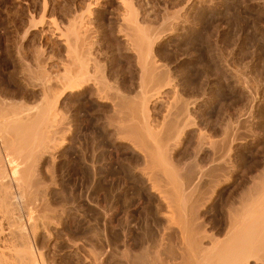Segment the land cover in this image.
<instances>
[{"label":"rangeland","instance_id":"374dc122","mask_svg":"<svg viewBox=\"0 0 264 264\" xmlns=\"http://www.w3.org/2000/svg\"><path fill=\"white\" fill-rule=\"evenodd\" d=\"M45 1L47 5L49 4V8L47 6L46 10L43 6ZM94 1L96 0H0V94H4L3 99H7L11 94L12 97H15H13L12 100L22 101L26 98V100L24 99L23 101L29 102V105H34L42 100L44 85L41 86V83H45L42 82L45 78H41V82L39 81L40 87L38 86L37 89H34L30 86L31 84H29L30 79L27 78L30 76L29 70L25 72L27 67L31 65L29 63L32 62L34 59L33 57L38 55V59L41 57L39 59V63L41 64V71L40 69L38 71L39 78L40 76L46 77L44 81L50 78L48 81L55 84L54 97L57 96L55 99L60 97V101L58 100L60 117L58 118H60L61 122L59 120L58 123L62 124L63 122V124L58 126V123H56L55 129H53L55 134L52 132L55 138L52 134L50 138L52 142H54H50L51 144L48 143L50 147L52 146V149L49 147V150L54 153L55 163L53 162L52 164V162H50L54 168H50V163H45L44 165V162L42 163L41 161L44 173L47 174L48 177H51L50 171H52L53 178L51 177L49 179L47 175L44 178L46 182L44 180L42 191H44L47 201L44 200L45 202L41 209H46L45 206L49 205L47 206L48 211H46L47 209L43 211L47 214L50 211L51 213H49L50 217L48 218L50 221L47 220L48 223L44 226L41 223L42 226L40 229L43 230H39L41 233L39 246L43 254L47 255V257L50 256V260L53 258L55 259L52 260L55 262L49 260V264H89L90 261L92 262L90 264H93L94 255L96 256L98 252L104 264H130L131 261L132 263L136 262L135 264H177L178 262V264L181 262V264H183V262L186 263L183 261L184 259H186V261L188 260V264H194L193 259V263L191 262V258H193L191 255L197 252L195 249L199 248L200 242L210 247L212 246L211 243L214 238L215 240L219 239V241H224L228 226L230 225L229 223L238 218L241 215H239V213H242L244 207L247 208L249 203H251H247V201L251 198L253 199V197H251L252 195L249 194L250 188L252 190L253 187L264 185V183H262L264 181V0L128 1V3H132L133 9H131V11L137 9L135 11L136 18H138L137 20L141 26H144L147 30V34L150 38L154 36L152 39H157L152 45L154 46V58H157L159 65L161 63L163 67H167L163 68L160 65L163 68V70L160 68L162 72L164 70L168 71L163 73L165 74L163 75L164 78H170L172 76L174 78H170V80L173 79L170 82L176 80V83H171L172 86L170 85V88L169 86H165L168 90L165 88L162 89L163 92L169 94L166 95L164 93L165 96L163 95V100L169 99L170 96L171 100H169L170 102L168 101L169 107L171 102H173L172 100H177L180 102L179 104L182 103L181 106L189 108L190 112L197 110L194 112L195 114L192 112V114L188 113L189 115L191 114L190 116L193 117L195 121L193 119L190 120L191 117H187L188 119L185 118L188 121L196 122V124L191 122L196 126L190 125V127L188 125L190 122H188L187 127L190 128L185 127L187 130L184 131L186 132H184V134L182 132L180 138H176L179 140L177 143L176 141L171 143L169 146L171 153L168 150L167 154L169 156L173 155V158L171 157L172 161L178 164H175L177 166L176 169L180 167L178 171L181 173L182 177L186 176V171L189 172V168L193 167L195 169V166L206 165V167L204 166V178L202 177L198 182L197 187H195L196 191L193 192L195 189H193L192 192L191 190H187L186 194H183L185 197L184 202L186 203V206H184L185 211H181L180 206L177 205L179 204L178 201L182 193L178 194L175 189H172L170 185L171 181L169 183V179L167 180V178L164 177L166 174L162 173V171H158L160 167L158 170L156 169L157 173L159 172L160 174H155L156 172L149 174L146 173V171L150 172L148 171L150 167L145 169L147 167L144 166L146 165L144 156H146V152L151 150L149 148L152 146L150 143L148 146L146 145L147 143L144 142V140L148 142V139L143 136L144 132L142 133L143 135L141 134L143 131L141 128L142 124L140 126V123L138 124V121L142 120V118H140V107H138L140 99H137L138 97L141 98V93L138 91L141 86H137L138 83H141V79L140 71L138 70L140 67L139 65H135V63L139 64L137 60L138 52H136L137 54L134 53V47H136V45L134 46L133 44L135 43L132 42V38L135 37V40L136 38L138 39V37L135 36L137 34H134V37L131 35V32H133L131 30L134 29L133 26V28L128 26L132 28H130L131 30L127 28V31V29H125L126 27L124 26L127 25V22L125 24V19L122 20V17H128V14L134 19L132 15L134 12L129 11L128 7V9L125 6L123 7V5H121L123 2H119L118 0H97L98 2H95L96 6L93 4ZM126 1L127 0H125V3ZM89 2L93 7L88 5ZM51 7H53V12ZM86 7H89L91 11L89 9L87 10ZM87 11H89V13ZM18 12L20 14H18ZM42 12H44L45 15L42 14ZM76 15H78L77 19L79 18V21H76ZM81 16L85 17L86 20L84 18L81 19ZM32 17L34 18L33 21ZM35 20L37 22H35ZM82 20H85L87 25ZM30 21L31 24L35 23L34 26H32L33 30H31L32 27L29 28L31 25L29 24ZM69 21H76L77 23L74 22V25L82 21V23H85L84 26H90H88V28L83 27V29L90 30H88L89 32H85L86 34L89 33L85 36H87L86 38L89 37L87 40H91L93 46L91 47L90 42L88 46V43L85 45L86 47L90 46L89 49L85 48L86 51L91 50L89 53L90 57H88V55L85 57H88L89 60L92 58L90 60V62H92H88L91 64V67L88 64V70L92 69V72L89 71L91 73L88 80L92 82V85L88 81L89 85L86 84L88 86H83L79 90H73L74 92L72 90H67V85H65L69 78L68 75L71 70H73V63L71 62H74L71 61V50L69 51V44H67L68 40H66L69 39L70 43L73 38H69L72 36H69V34L71 33V26H73V23H71L72 25L68 24ZM79 27L80 26H78V28ZM118 28L124 32L126 30L127 33H124ZM120 31L123 32L125 36L127 35V37L124 38H127L128 44L124 42L125 39ZM85 33L82 34L84 40ZM128 33L130 37L132 36L130 40L128 38ZM133 33H135V31ZM64 40L66 41L64 42ZM72 42L73 41H71V44ZM86 42L87 41H85V43ZM129 43L132 45H129ZM82 44L83 42L81 45ZM128 45L134 47L129 48ZM126 46H128L127 48L129 50L132 49L134 52H132V50H130V52ZM144 47L145 46H142V48ZM34 48L37 49L34 51ZM17 49L21 50L20 52L23 54L17 55L19 54L17 52L19 50ZM85 49V54H88ZM34 52L36 53L35 55ZM18 56L24 59L22 60ZM24 56H27L26 58L28 59H25ZM132 56H135V58ZM93 59L95 60L94 63ZM24 61H26L27 64L24 63ZM22 63L29 65L26 66ZM92 64L94 65L92 66ZM23 65L24 68L22 67ZM94 68L95 70L98 68V70L95 71ZM23 69H26L24 73ZM94 71L97 74H93ZM113 71L118 78L114 76L115 73ZM25 73L29 75L27 76ZM168 73L169 76L167 75ZM95 74L97 76L100 74L104 81L112 77L105 82L110 81L109 84H113L114 86L119 79L118 85L120 86L116 84L115 87H118L114 88V86H110L108 83L105 84V82L98 79ZM136 74L138 75V79L134 76ZM23 75L24 77H22ZM94 76H96L97 79L94 78ZM100 76L99 78H101ZM25 77L28 81L24 79ZM111 80L116 82L114 83V81L112 82ZM99 83H101L100 86L104 83L107 89L110 87L113 89H109L111 90L110 92L109 90L103 91L105 89L103 85L99 90ZM131 85H136L137 88L134 87V89ZM173 85L180 90L173 87ZM22 86L26 89L28 86L29 87L25 91L22 90L24 88H21ZM94 86H97L96 91H103L104 94H108V98L105 94L106 99L104 98V101L101 99V101V97L99 96L101 92H98L97 95L95 91L96 87L94 88ZM103 87L104 89L102 90ZM123 87H126L128 91V88L134 89L135 91L130 89L131 92H134L128 95L130 91L127 92ZM173 88L174 90L176 89V93ZM120 89L123 92L120 93ZM19 90L25 92L24 95H22L23 92L20 93ZM32 90L36 93L32 92ZM169 90L172 92L168 93ZM114 92L116 94L118 93L117 96ZM33 93L35 98L34 96L30 98V95H33ZM109 93L111 94L109 95ZM170 93L176 95L172 96ZM104 94H101V96H104ZM2 95L0 96L3 97ZM20 95L24 98H18ZM112 95L113 97L115 95V98H112ZM123 95L127 97L128 101L125 100V96ZM180 95L182 97H180V101L178 100L179 98L174 99V96L178 97ZM118 96L121 102L118 103L122 106L115 103L116 100L119 101L118 98L116 99ZM166 96L168 97L166 98ZM9 98L10 99L7 100H11V97ZM184 99L188 101L186 102ZM190 101L195 102L192 103ZM184 102L186 104H184ZM130 103H132L133 107H131L132 105ZM164 104H167V100L164 101ZM114 105L117 106L115 107ZM193 108L194 110H192ZM166 109L168 108L166 107ZM166 109L162 108V110L153 111V113L151 111L149 119L151 121L149 122L153 123L152 125L154 126L159 125V122L163 120L162 117L165 115L164 112H166ZM134 110L137 115L134 113ZM131 111L136 118L138 117L140 120L138 118L136 119ZM112 113H114V115ZM115 113L125 122L121 123L127 124L128 128H130L129 125H132V129H129L130 131H134L135 126L138 125L139 127L136 126L137 128H135L137 135L135 132H128V128L126 127L127 132L125 131L124 133L126 136H122V133L120 137L118 133L122 132V129L125 130V128L122 127V129H120L123 124L121 125L120 119H118ZM123 113L125 116L122 115ZM130 114H132V116ZM106 116L110 119L113 117L114 119L112 118L111 121H114L116 124H113V122L111 123V121L108 122L109 118L106 119ZM130 116L133 120L135 119L137 121H132L129 118ZM126 118L130 120H126ZM106 121L112 125L106 124ZM202 123L206 124V126H203ZM108 125L112 127H107ZM117 125L121 126L119 127ZM125 125L123 126L125 127ZM198 125L202 126V128H199ZM113 127V130H115L114 133L112 131ZM116 127H119L118 129L122 131L119 132L118 130V133H116ZM152 128L154 127L152 126ZM158 128L159 127H155V130ZM195 129L198 130L196 131ZM200 129L201 131L199 132ZM195 131L199 135L202 132L201 135L204 137H201H203L202 140L205 142L199 140L200 136L198 134L196 135ZM129 133L131 136H129ZM113 134L114 136H112ZM135 135L136 139L139 135L138 142V139L134 140ZM61 136H64L63 138L65 140H63ZM140 137L143 139V144L141 143L142 140L140 141ZM205 137H208V140H210H207L209 143L205 146L206 148L209 147V150H203V148H205L204 145L207 143ZM199 142L202 143L203 146ZM210 142H213L214 146ZM195 144H197L196 147L201 145V151L195 147ZM143 148L144 151L146 148L145 153ZM194 148L198 150V152ZM139 149L143 151L144 156ZM204 152L206 159L203 156ZM206 154L209 155L207 156ZM223 154H225V156ZM207 157L209 158L207 159ZM143 161L144 165H142ZM200 162L204 163L201 164ZM46 164H50L49 167H47ZM41 165L39 168L42 167ZM46 167V171L49 169L50 171L48 170V172L50 173L45 171ZM141 168H143V170ZM185 168L186 171L184 172L183 169L185 170ZM153 171L151 170V172ZM152 174L155 175L148 176ZM46 178H48L49 182ZM254 178L259 179L251 181ZM162 181L167 183H163ZM257 181H259L258 184ZM154 182L165 186L168 185L166 186L168 189L165 190L161 188L162 190L159 189V191H157L160 185L158 186L156 184L158 187H154L156 186ZM247 183L249 185H247ZM255 184L257 185L254 186ZM250 185L251 187L249 188ZM165 186L162 187L166 188ZM45 187L46 190L44 189ZM247 188L249 189L247 190ZM246 190L249 192L245 195ZM46 202L47 205H45ZM242 203L248 205L244 206ZM52 210L55 211L53 212ZM237 210L241 212L238 213ZM175 213L177 214L175 215ZM51 214L55 215L54 217L56 219L53 218ZM195 215H198L199 218ZM235 215L236 217L233 219ZM51 216L52 219H50ZM182 221H186L185 224L183 223L185 228L180 225ZM202 223L203 225H201ZM200 226L206 228H202L204 229L202 231ZM182 228L185 231L187 230V234H190L189 237L187 236L188 239H193L194 243L191 244L192 246L195 245L193 246L195 248L191 245H187L191 246L195 252L193 250V252L191 251L192 248L187 247L186 243L188 242L186 241L185 243V239L182 238L184 237L182 235L184 231ZM205 229L207 232L209 231L207 235L211 233L208 235L210 239L203 236V232H205L206 235ZM42 232L44 233L42 234ZM49 233L55 237L49 236ZM45 234L49 237H46L47 235L44 236ZM201 236L204 237L202 241ZM82 238H86L85 241H83L84 239ZM199 238L200 242H198ZM81 241H83V244ZM86 241L89 242L86 243ZM88 247L90 249L89 251ZM93 248L94 250H92ZM91 250L95 252V254H92L93 259L90 253ZM190 251L192 253H190ZM251 264H255V262H251Z\"/></svg>","mask_w":264,"mask_h":264},{"label":"bare ground","instance_id":"6f19581e","mask_svg":"<svg viewBox=\"0 0 264 264\" xmlns=\"http://www.w3.org/2000/svg\"><path fill=\"white\" fill-rule=\"evenodd\" d=\"M97 1V0H96ZM96 1H94V3L93 4H95V2ZM99 1V0H98ZM97 1V2H98ZM100 1H102V0H100ZM111 1V0H110ZM117 1V0H116ZM119 2H123L121 5H123V7L125 6L129 11H131V9H133V7H132V3H128V1L129 0H127L126 1V3H125V0H118ZM48 3H50V2H48ZM52 3H53V1H52ZM90 3V2H89ZM88 3V5L90 6V7H93V5L91 6V3L89 4ZM128 3V4H127ZM125 4V5H124ZM49 5V4H48ZM47 3H46V1L44 2V7H45V10H46V8H47ZM53 5H55V4H53ZM87 5V6H88ZM128 5H130V6H128ZM51 6V5H50ZM95 6H96V4H95ZM44 7H43V9H44ZM48 8H49V6H48ZM53 7H51V9H52ZM54 9H55V7H54ZM86 9L88 10L89 9V7H86ZM85 9V10H86ZM45 10H44V12H45ZM48 10V9H47ZM84 10V11H85ZM90 11H91V9H89ZM126 10V9H125ZM137 10V9H136ZM136 10H133V11H131V12H134V14H132L131 12V14L134 16L133 18L134 19H132L131 18V16H130V14H128V17L127 16H123L122 17V20L123 19H125L124 20V23L126 24V22H127V25H125L124 27H126L125 29H130L132 26L134 27V29L133 30H131V31H135V33H133V32H131V35L133 36L134 34H137V35H135V36H137L138 37V39L136 38L135 40H134V38H132V42H134L135 44H133L134 46L136 45V47H134V50H135V52L132 50V49H130V50H132V52H134V53H136V52H138V62H139V64L137 63H135L133 60H131V61H133L134 63H135V65H139V67H140V69L138 68V70L140 71V81H141V83L139 84H137L136 82V84H137V86L138 85H140L139 87H140V90H138V91H140V93H141V98L140 97H138V96H140L139 94H137L138 96H136V97H138L137 99H140V104L138 105V107H140L139 109H140V118H142V120H140L138 117V119L140 120V121H138V124H139V126L142 124V126H141V128H142V130H141V128H140V130L142 131L141 132V134L144 132V135L143 136H145L146 137V139H148V142L147 141H145L144 140V142L145 143H147L146 145H148L149 146V143L151 144V148H149V149H151L150 151H148V152H146V156H144L143 154L145 153V151H146V148H145V151H144V148H143V151H144V153H143V151H141L140 149V151L142 152V155L144 156V158H145V164L146 165H144V161L142 162L143 164L142 165H144V166H146L147 168H145V169H148L149 167V169H151L152 171H153V169H154V171L153 172H151V170H149L148 169V171H150V172H147L146 170H144V171H146V173H149V174H151V173H154V172H156L155 174H158L159 172H161L162 171V173H164V174H166L165 176H164V174H163V176L165 177V178H167V180H168V182L170 183V181H171V186H172V189H175V191L176 192H178V194L180 193H182L181 194V197L179 198V201H178V203L179 204H177V205H179L180 206V209H181V211H185V208H184V206H186V203L184 202L185 201V197H184V195L186 194V192H187V190H191V192H192V190L193 189H195V187H197V185H198V182L202 179V177L204 178V166L206 167V165H199V166H195L196 168L194 169L193 167H191V168H193V169H191V168H189V172L188 171H186V168H185V170L183 169V171L185 172L186 171V176L185 177H182V175H181V173H179V171H178V169L180 168H178V169H176V165H178V164H176V163H174V161H172V158H173V155L171 156H169V155H167L168 154V150H169V146L171 145V143H173V141H176V143H177V141H179V140H177L176 138H180V134L183 132V134H184V132H186V131H184V130H187V129H185V127L186 128H190L192 125H194V124H196V122L194 123V121H195V119H193V117H191L190 115L193 113V114H195L194 112H196V111H191L190 112V110H189V108H186V107H184V106H181L182 105V103L181 104H179L180 102H178L177 100H172L173 102H171V105H170V107H169V105H168V101L169 100H171L170 99V96H169V99L167 98L168 96H166V98L167 99H164L163 100V95H164V93L165 92H163V88H165L166 89V87L165 86H169V88L172 86V84L173 83H176L175 81L173 82H170L171 80H173V79H171L170 80V78H174V77H172L171 75V77L169 78V77H165L164 78V76L163 75H165V74H163L164 72H168V71H163L162 72V70H163V68H167V67H163V65H161V63H160V65L163 67H161L160 65H159V63L157 62V58L155 57L154 58V46H152L153 45V42H155V41H157V39L156 40H154V39H152L154 36H152V38H150V36L147 34V30L144 28V26H141V24L139 23V21L137 20L138 18H136V14H135V11ZM43 11V10H42ZM54 11H56V10H54ZM21 12V11H20ZM30 12V11H29ZM44 12H42V14H44ZM52 12H53V9H52ZM88 13H89V11H87ZM125 12V11H124ZM126 12H128V11H126ZM16 13V12H15ZM129 13V12H128ZM18 14H20L19 12H18ZM17 14V15H18ZM30 14V13H29ZM81 14H84V13H81ZM80 14V15H81ZM85 14H86V11H85ZM92 14V13H91ZM45 15V14H44ZM44 15H43V17H44ZM80 15H79V17H80ZM87 15V14H86ZM93 15V14H92ZM120 15V14H119ZM31 16H33V15H31ZM77 16L78 15H76L75 17H76V21L79 19H77ZM89 17H91L90 15H88ZM139 16V15H138ZM82 18L81 19H85L86 20V18L85 17H83V16H81ZM17 18V17H16ZM33 18V17H32ZM74 18V17H73ZM128 18V19H127ZM40 19H42V18H40ZM132 19V20H131ZM34 20V18L32 19V21ZM51 20V19H50ZM74 20V19H73ZM85 20L83 21V22H85ZM121 20V21H122ZM133 20H135V21H133ZM14 21V20H13ZM76 21H74V22H76ZM79 21V20H78ZM82 21H80V23H78V24H76V25H74V22H68V24H71V23H73V26H71L72 27V29L70 30V34H69V36L70 35H72L71 37H69V38H72V40L71 41H73L72 42V44H71V41H70V43H69V39H66V38H64V39H66V40H68L67 41V44H69V46H68V48H69V51L71 50V61H74V62H71V63H73V70H71V72H70V70H69V72H70V74L68 75V80L66 81L67 83H65V85H67V90H79V89H81L83 86L85 87V86H88L89 85V83H88V81L90 82V80H88L89 79V77H90V73L92 72L91 70H88V62H90V60L92 59V58H90V60H89V58L88 57H90L89 55V53L91 52V50H87L86 51V49L88 48L89 49V47H86L85 45L87 44V46L89 45V42L91 43V47H93L92 46V42H91V40L90 41H88L87 39H89V37L88 38H86L87 36H85V35H88V34H86L85 32H89L88 30H86L85 28H88V26H84L85 25V23H82ZM131 23H130V22ZM35 22H37L36 20H35ZM39 22H40V20H39ZM38 22V23H39ZM52 22H54V21H52ZM123 22V21H122ZM129 22V23H128ZM134 22V23H133ZM81 23H82V25H81ZM29 24H31V21H30V23ZM35 24V23H34ZM34 24H31L30 26H29V28L30 27H32V26H34ZM55 24V23H54ZM80 24V25H79ZM123 24V23H122ZM129 24V25H128ZM131 24V25H130ZM147 24V23H146ZM56 25V24H55ZM72 25V24H71ZM86 25H87V23H86ZM78 26H80L79 28H78ZM121 26H123V25H121ZM128 26H131L130 28L128 27ZM170 26V25H169ZM51 27V26H50ZM58 27V26H57ZM70 27V28H71ZM83 27H85L84 29H83ZM90 27V26H89ZM69 28V29H70ZM123 28V27H122ZM151 28V27H150ZM58 29V28H57ZM68 29V28H67ZM119 29V28H118ZM128 29H127V31H128ZM31 30H33V27H32V29ZM119 30H121V29H119ZM28 31V30H27ZM121 31H123V30H121ZM120 31V33H122L123 34V38L124 37H127V35L125 36V34L124 33H127V31L125 30V32L123 33V32H121ZM63 32V31H62ZM130 32V31H129ZM162 32V31H161ZM60 33H61V30H60ZM68 33H69V31H68ZM83 33H85L84 34V36H85V40H84V38L82 37V34ZM133 33V34H132ZM63 34V33H62ZM121 34V35H122ZM152 35H154V34H152ZM90 36V35H89ZM128 38H129V40H130V38L132 37H130V35H129V33H128ZM161 36V35H160ZM65 37V36H64ZM24 38V37H23ZM155 38H156V36H155ZM158 38V37H157ZM63 39V38H62ZM83 39V40H82ZM91 39V38H90ZM125 39V38H124ZM127 39V38H126ZM125 39V41L124 42H126L127 43V41L128 40H126ZM66 40H64V42L66 41ZM153 40V41H152ZM85 41H87L86 43H85ZM139 41V42H138ZM83 42V44L81 45V43ZM138 43V44H137ZM128 44V43H127ZM20 45V44H19ZM82 46V48H81V46ZM129 45H132V44H130L129 43ZM128 45V46H129ZM128 46H126V48L128 47ZM142 46H145L146 47V49H145V47L144 48H142ZM171 46V45H170ZM174 46V45H173ZM133 47H130L129 46V48H133ZM67 48V47H66ZM67 48V49H68ZM86 48V49H85ZM153 48V49H152ZM37 48H34V51L36 50ZM84 49H85V51L86 52H88V54H85V52H84ZM128 49V48H127ZM17 50H19V49H17ZM82 50H83V52H84V54H83V52H82ZM129 50V49H128ZM127 50V51H128ZM129 50V51H130ZM137 50V51H136ZM145 50V51H144ZM21 50H19V51H17L19 54H17V55H21V54H23V53H21L20 52ZM39 51V50H38ZM69 51H68V53H69ZM93 51V50H92ZM143 51V52H142ZM37 52V51H36ZM131 52V51H130ZM40 53V52H39ZM38 53V54H39ZM67 53V54H68ZM133 53V54H134ZM33 54V53H32ZM36 53L34 52V55H35ZM86 55H88V57H85ZM31 56V55H30ZM29 56V57H30ZM39 56V55H38ZM38 56H35V57H33V56H31V57H33V58H31V59H33L32 60V62H31V60H30V62L31 63H29V64H31L30 66H28V65H26L27 64V62L26 61H24V63H26V64H24V63H22V64H24V65H26V66H28L27 67V70L26 69H23V73H24V71L25 72H27L28 70H29V72H30V76H28L29 74H27V73H25V74H27V78L28 79H30L29 80V84H31L30 86H32L34 89H37V87L39 86V81L41 82V80L43 79V78H45L46 79V77H42V76H40V78H39V69H40V71H41V67H40V63H39V59L41 58H39L38 59ZM69 56V55H68ZM18 57H20V56H18ZM25 57V56H24ZM27 57V56H26ZM25 57V59H28V58H26ZM84 57V58H83ZM133 57V56H132ZM21 58V57H20ZM88 60H87V59ZM133 58H135V56L133 57ZM160 58V57H159ZM22 59V58H21ZM24 59V58H23ZM22 59V60H23ZM73 59V60H72ZM84 59H86V60H84ZM18 60H19V58H18ZM22 60H21V62H22ZM94 60V59H93ZM134 60H136V59H134ZM86 61H87V65H86ZM97 61V60H96ZM226 61V60H225ZM29 62V61H28ZM92 62V61H91ZM90 62V63H91ZM95 62V60L93 61V63ZM24 65L22 66L23 68H24ZM72 65V64H71ZM90 65V67H91V64H89ZM94 64H92V66H93ZM96 65H97V63H96ZM95 65V66H96ZM45 66V65H44ZM66 66V65H65ZM70 67V66H69ZM89 67V68H90ZM97 67V66H96ZM95 67V68H96ZM19 68V67H18ZM21 68V67H20ZM95 68H94V70H95ZM160 68H162V70L160 69ZM133 69V68H132ZM137 69V68H136ZM135 69V70H136ZM19 70V69H18ZM96 70H98V68L96 69ZM95 70V71H96ZM166 70H168V69H166ZM20 71V70H19ZM22 71V70H21ZM89 71H91V72H89ZM93 72V74L94 73H96V72ZM28 72V73H29ZM99 72V71H98ZM112 72V71H111ZM114 72V71H113ZM133 72V71H132ZM136 72V71H135ZM22 73V72H21ZM102 73V72H101ZM115 73V72H114ZM134 73V72H133ZM20 74V73H19ZM18 74V75H19ZM68 74V73H67ZM97 74V73H96ZM95 74V75H96ZM104 74V73H103ZM109 74H111V75H113L112 73H109ZM109 74H107V75H109ZM139 74V73H138ZM40 75H41V73H40ZM137 75V74H136ZM136 75H134L136 78L138 77V75L136 76ZM168 76H169V73L167 74ZM26 76V75H25ZM93 76V75H92ZM97 76V75H96ZM96 76H94V78H96ZM99 76H100V74L97 76L98 77V79H100V80H103V77H101V78H99ZM103 76V75H102ZM105 76V75H104ZM114 76H116V73H115V75ZM114 76H113V78H114ZM175 76V75H174ZM22 77H24V75L22 76ZM30 77V78H29ZM106 77V76H105ZM105 77H104V79H105ZM110 77V76H109ZM117 77V76H116ZM115 77V78H116ZM20 78H21V76H20ZM26 77L24 78L25 80L27 79ZM42 78V79H41ZM107 78V77H106ZM112 77H110V79H111ZM118 78V77H117ZM22 79V78H21ZM28 79H27V81H28ZM44 79V80H45ZM50 79V78H49ZM49 79H47L46 81H42V82H45V83H41V86H43L44 85V95H43V98H42V100L39 102V103H36V104H32V105H29V102H27V101H25V102H27V103H25L23 100L25 99L26 100V98H24L23 96V98L21 97V95H20V97H18V98H21V99H23L22 101H19V100H12V98L14 97H12V95L10 94V96L9 97H11V100H7V99H10L9 97L5 100V99H3L4 98V94L2 95V94H0V95H2L3 97H1L0 96V264H49V262L51 261V262H55V261H52L53 259H49L50 258V256L49 257H47V255H45V254H43V252L41 251V248H40V246H39V240H40V238H41V233L39 232V230L41 231V230H43V229H40L41 228V226H42V224H43V226L44 225H46L48 222H47V220H49L48 218L50 217L49 216V213H51V211L47 214V213H45V211H43L41 208H42V205H43V203L45 202L44 200H46L45 199V195H44V191H42V189H43V185H44V178L46 177V175L47 174H45L44 173V171H43V166L41 165V161H42V163L44 162V165H45V163H50V162H52V164H53V162H54V156H53V154L54 153H52V151L51 150H49L50 148L52 149V146L50 147L49 146V144L48 143H50V142H52V139H50L51 138V134L53 135V129H55L54 127H56L55 125H57L56 123H58V121L60 120V118H58V117H60L59 116V110H60V108L58 107V100H59V98L60 97H58V98H56L55 99V97H57V96H55L54 97V89H55V84H52V82L51 81H48ZM97 79V78H96ZM110 79H107V80H110ZM138 79V78H137ZM24 80V81H25ZM106 79H105V81H107ZM22 81H23V79H22ZM26 81V82H27ZM104 81V80H103ZM104 81V82H105ZM112 81V80H111ZM114 81V80H113ZM112 81V82H113ZM137 81V80H136ZM101 82V81H100ZM109 82L110 81H108V82H105V84H109ZM111 82V83H112ZM116 81H114V83H115ZM118 82H119V79L117 80V85H118ZM24 83V82H23ZM62 83V82H61ZM92 82H90V84H91ZM102 83V82H101ZM101 83H99V86L101 85ZM134 83V84H135ZM172 83V84H171ZM26 84V83H25ZM28 84V83H27ZM86 84H88V85H86ZM116 84H115V86H116ZM64 85V84H63ZM92 85V84H91ZM94 85V84H93ZM104 85V83L102 84V86ZM110 85V84H109ZM109 85H107V86H109ZM112 86H114L113 84H111ZM110 85V86H111ZM171 85V86H170ZM25 86V85H24ZM24 86H22L21 88H23ZM57 86H59V85H57ZM102 86H100V87H98V89L100 90V88L102 87ZM114 86V88H117L118 86H120V85H118L117 87H115ZM123 86V85H122ZM121 86V87H122ZM133 86V87H132ZM137 86L135 85H131V87L132 88H137ZM148 86H149V88H148ZM151 86V87H150ZM26 87V86H25ZM23 88L22 90H27L28 89V87H27V89L26 88ZM40 87V86H39ZM60 87V86H59ZM96 87V89H95V91L97 90V86H94V88ZM104 87H105V89H104ZM104 87L102 88V90L103 91H106V90H109V89H113V88H109V89H107V87L104 85ZM121 87H119V88H121ZM139 87H138V89H139ZM173 87H175L174 85H173ZM42 88V87H41ZM57 88V87H56ZM124 88V87H123ZM134 88V89H135ZM148 88V89H147ZM175 88H177V89H179L178 87H175ZM30 89H32V88H30ZM39 89V88H38ZM62 89V88H61ZM124 89H126V87L124 88ZM129 89V91H130V89L131 88H128ZM134 89H131V90H134ZM21 90V89H20ZM19 90V92L20 93H22L21 91ZM60 90V89H59ZM115 90V89H114ZM118 90V89H117ZM123 90V89H122ZM137 90V89H136ZM166 90H168V89H166ZM172 90V89H171ZM173 90H174V88H173ZM180 90V89H179ZM57 91V90H56ZM103 91H100L101 92V94H104V92ZM111 90H109V92H110ZM116 91V90H115ZM119 91V90H118ZM126 91L127 92H129L127 89H126ZM135 91V90H134ZM133 91V92H134ZM32 92H34V90H32ZM61 92V91H60ZM65 92V91H64ZM74 92V91H73ZM97 92V95H98V92L99 91H96ZM99 92V93H100ZM121 92H123V91H121V89H120V93ZM133 92H131L130 91V93H128V95L129 94H131V93H133ZM167 92V91H166ZM169 92H172V91H168V93ZM174 92L176 93L177 91H176V89L174 90ZM1 93H2V89H1ZM3 93H5V92H3ZM24 93L25 92H23V94L22 95H24ZM28 93V92H27ZM34 93H36V92H34ZM34 93H33V95H30V98H31V96H34ZM108 93V92H107ZM113 93V92H112ZM119 93V94H120ZM136 93V92H135ZM134 93V94H135ZM138 93V92H137ZM5 94H7V93H5ZM14 94V93H13ZM16 94V93H15ZM29 94H32V93H29ZM28 94V95H29ZM101 94H99V96L101 97L100 98V100L102 99L103 101H104V98L106 99V96H105V94H104V96L102 95L101 96ZM111 93H109V95H110ZM114 94L117 96V94L114 92ZM123 94V93H122ZM122 94H121V97H122ZM166 94V93H165ZM172 96L173 95H176V94H172V93H170ZM178 94V93H177ZM8 95V94H7ZM7 95H5V96H7ZM27 95V96H28ZM61 95V94H60ZM96 95V96H97ZM107 95V98H108V94H106ZM115 95H114V97H113V95H112V98H115ZM125 95H127V94H125ZM125 95H123V96H125ZM166 95H169V94H166ZM165 96V95H164ZM183 96V95H182ZM26 97V96H25ZM98 97V96H97ZM180 97H181V95L180 96H178V97H175L174 96V99H178L179 101L181 100L180 99ZM15 98V97H14ZM17 98V97H16ZM28 98V97H27ZM33 98V97H32ZM34 98H35V96H34ZM118 98V100H119V96L118 97H116V99ZM135 98V97H134ZM134 98H133V100H134ZM182 98V97H181ZM195 98H196V96H195ZM115 99V100H116ZM123 99H124V97H123ZM131 99V98H130ZM129 99V100H130ZM172 99H173V97H172ZM35 100V99H34ZM98 100H99V98H98ZM101 100V101H102ZM112 100V99H111ZM125 100L126 101H128V99H127V97L125 96ZM165 100H167V104H164V101ZM185 100V99H184ZM194 100H197V99H194ZM28 101H29V98H28ZM33 101V100H32ZM60 101V100H59ZM107 101V100H106ZM122 101V100H121ZM139 101V100H138ZM186 101V100H185ZM188 101V100H187ZM186 101V102H187ZM108 102H109V100H108ZM121 103L120 102V100L119 101H115V103H117V104H119V103ZM130 102V101H129ZM170 102V101H169ZM183 102V101H182ZM190 102H192V103H194L195 101H190ZM196 102H198V101H196ZM113 103H114V100H113ZM122 103H123V101H122ZM166 103V102H165ZM61 104V103H60ZM124 104H126V103H124ZM131 105H132V103H130ZM184 104H186L185 102H184ZM183 104V105H184ZM199 104V103H198ZM120 105V104H119ZM119 105H118V108H119ZM127 105H128V103H127ZM166 105V106H165ZM191 105V104H190ZM194 105V104H193ZM196 105V104H195ZM60 106V105H59ZM112 106H113V104H112ZM115 106V105H114ZM117 106V105H116ZM115 106V107H116ZM120 106H122V105H120ZM129 106V105H128ZM137 106V105H136ZM165 106V107H164ZM197 106V105H196ZM131 107H133V105L131 106ZM166 107L168 108V109H166ZM188 107H189V103H188ZM193 107V106H192ZM113 108V107H112ZM121 108V107H120ZM134 108H135V105H134ZM162 108H165L166 109V112H164L165 113V115L163 116V114H162V118H163V120H162V122H159L160 124V126L159 125H152L153 123H151V122H149V121H151V120H149L150 119V112L152 111V113H153V111H157V110H162ZM191 108V107H190ZM195 108V107H194ZM194 108L192 109V110H194ZM123 109H124V107H123ZM123 109H122V111H123ZM136 109H138V108H136ZM196 109V108H195ZM112 110H114V109H112ZM164 110V109H163ZM115 111V110H114ZM127 111V110H126ZM133 111V110H132ZM131 111V112H132ZM124 112V111H123ZM130 112V113H131ZM129 113V112H128ZM134 113H135V110H134ZM188 113H191L190 115L188 114ZM113 115H114V113H112ZM132 114H133V112H132ZM132 114H130L131 116H132ZM136 114V113H135ZM110 115H111V113H110ZM115 115L118 117V115L115 113ZM122 115H124V113L122 114ZM127 115V114H126ZM129 115V114H128ZM137 115V114H136ZM125 116V115H124ZM129 117L132 121H134L133 119H132V117ZM133 116H135L134 114H133ZM152 116V115H151ZM189 117H191V119L190 120H194V121H188L187 119ZM65 118V117H64ZM107 118H109L108 116H106V119ZM113 118V117H112ZM112 118L110 119H108V122L109 121H111L112 120ZM129 118H126V120H128ZM134 118V117H133ZM135 118H136V116H135ZM136 118V119H137ZM185 118H187V119H185ZM195 118V117H194ZM114 119V118H113ZM115 119H117V118H115ZM118 119H120V116L118 117ZM117 119V120H118ZM129 119V120H130ZM123 120H124V118H123ZM201 120V119H200ZM62 121H64V120H62ZM119 121V120H118ZM131 121V122H132ZM135 121H137V120H135ZM153 121V120H152ZM60 122H61V120H60ZM107 122V121H106ZM106 123V124H110V123ZM113 122V124H116V123H114V121H111V123ZM115 122H116V120H115ZM121 122H124V121H122L121 119H120V123ZM128 122V121H127ZM126 122V123H127ZM131 122H129V123H131ZM142 122V123H141ZM155 122V121H154ZM188 122H190V123H188ZM191 122H193V123H191ZM239 122V121H238ZM119 123V124H120ZM125 123V122H124ZM136 123V122H135ZM151 123V124H150ZM187 123H188V125L190 126V127H187ZM62 124H63V122H62ZM62 124H59L58 123V126L60 125H62ZM123 123H121V125H122ZM134 124V123H133ZM137 124V123H136ZM199 124V123H198ZM203 124V123H202ZM210 124V123H209ZM110 125H112V124H110ZM110 125H108L107 127H112V126H110ZM121 125H117V126H121ZM123 125H125V124H123ZM121 126V128L120 129H122V127L123 128H125V130L124 129H122V130H119L118 128L119 127H116L117 129H116V133H118V130H119V132L120 131H122V132H120V133H118L119 134V136L122 134V136L123 135H125L124 133H125V131L127 130L126 129V127H127V124L125 125V127L124 126ZM129 125V124H128ZM154 127V128H152V126ZM200 125H201V123H200ZM206 126V124H203V126ZM116 126V125H115ZM114 126V127H115ZM132 125H129V127L130 128H128V132H135V128H137L136 126H138V125H136L135 126V128H134V131H130L129 129H132V127H131ZM138 126V127H139ZM194 126H196V125H194ZM193 126V127H194ZM114 127L112 128V131H113V133L115 132V130H113L114 129ZM155 127H159L157 130H155ZM198 127L200 128H202V126H199L198 125ZM204 128V127H203ZM59 129H61V128H59ZM57 130V129H56ZM55 130V131H56ZM66 130H68V129H66ZM139 130V131H140ZM196 130V129H195ZM198 130V129H197ZM196 130V131H197ZM64 131V130H63ZM126 131V132H127ZM138 131V130H137ZM194 131V130H193ZM195 131V132H196ZM201 131V129L199 130V132ZM53 132V133H52ZM59 132V131H58ZM110 132H111V129H110ZM56 133H57V131H56ZM59 133H61V132H59ZM138 133V132H137ZM140 133V132H139ZM55 134V133H54ZM58 134V133H57ZM135 134H136V132H135ZM198 133L196 132V135H197ZM202 134V132L200 133V139L199 140H202L203 139V135H201ZM60 135V134H59ZM61 135H63V134H61ZM65 135V134H64ZM132 135H133V133H132ZM137 135V134H136ZM136 135H135V138H134V140L136 139ZM140 135V134H139ZM139 135L137 136V142L139 141ZM142 135H140V136H142ZM54 136V135H53ZM112 136H114V134L112 135ZM126 136V135H125ZM129 136H131L130 135V133H129ZM142 136V137H143ZM201 136H203V137H201ZM58 137V136H57ZM64 137V136H63ZM62 136H61V138H63ZM115 137H117V136H115ZM121 137V136H120ZM142 137H140V141H141V143L143 144V139H142ZM197 137V136H196ZM54 138H55V136H54ZM114 138V137H113ZM119 138V137H118ZM129 138V137H128ZM144 138V137H143ZM198 138V137H197ZM196 138V139H197ZM206 138V137H205ZM204 138V139H205ZM50 139V140H49ZM117 139V138H116ZM130 139H131V137H130ZM145 139V138H144ZM176 139V140H175ZM57 140V139H56ZM63 140H65L64 138H63ZM62 140V141H63ZM128 140V139H127ZM206 140V142H207V140H208V137L205 139ZM214 140V139H213ZM224 140V139H223ZM235 140V139H234ZM202 141H204V140H202ZM208 141H210V140H208ZM54 142V141H53ZM52 142V143H53ZM136 142V143H137ZM205 142V141H204ZM131 143V142H130ZM144 143V144H145ZM175 143V142H174ZM200 143V142H199ZM209 142H207L205 145H204V147L208 144ZM210 143H212L213 144V146H214V143L213 142H210ZM51 144V143H50ZM137 144H139V143H137ZM201 145H202V143H200ZM222 144V143H221ZM134 145V144H133ZM145 145V146H146ZM175 145V144H174ZM201 145H199L198 147H196L197 146V144H195V147L196 148H198V149H200L199 151H201V148H200V146ZM209 145H211V144H209ZM231 145V144H230ZM144 146V145H143ZM142 146V147H143ZM203 146V145H202ZM50 147V148H49ZM134 147V146H133ZM147 147V146H146ZM172 147V146H171ZM211 147V146H210ZM54 148V147H53ZM57 148V147H56ZM209 148V147H208ZM208 148H203V150L204 149H207V150H209ZM171 149V148H170ZM195 149V148H194ZM196 150V149H195ZM194 150V151H195ZM207 150H206V153H207ZM170 151V150H169ZM173 151V150H172ZM197 152H198V150H196ZM211 151H212V149H211ZM225 151H226V149H225ZM203 152V151H202ZM210 152V151H209ZM213 152V151H212ZM227 152V151H226ZM225 152V153H226ZM170 153H171V151H170ZM173 153V152H172ZM196 153V152H195ZM215 153V152H214ZM194 154V153H193ZM197 155V154H196ZM207 156L209 155V154H206ZM210 155H211V153H210ZM224 156H225V154H223ZM228 155V154H227ZM226 155V156H227ZM169 156V157H168ZM203 156L205 157V152H204V154H203ZM172 157V158H171ZM203 157V158H204ZM171 158V159H170ZM209 157H207V159H208ZM223 158H225V157H223ZM229 158V157H228ZM205 159H206V157H205ZM215 159V158H214ZM223 160V159H222ZM221 160V161H222ZM202 161V160H201ZM213 161V160H212ZM192 162V161H191ZM228 162V161H227ZM231 162V161H230ZM39 163H40V165L42 166L41 168H39ZM55 163V162H54ZM199 163V162H198ZM197 163V164H198ZM201 163V162H200ZM202 163H204V162H202ZM201 163V164H202ZM224 163H226V162H224ZM51 164V163H50ZM49 164V165H50ZM52 164L50 165L51 167L50 168H54V166H52ZM176 164V165H175ZM187 164V163H186ZM196 164V163H195ZM194 164V165H195ZM47 165V164H46ZM49 165H47V167H49ZM157 167V168H155V167ZM47 167L45 168V171H46V169H47ZM160 167V169L158 170V168ZM184 167V166H183ZM190 167V166H189ZM214 168V167H213ZM139 169V168H138ZM142 170H143V168H141ZM159 171L158 173H157V170ZM191 169V170H190ZM206 169V168H205ZM49 170V169H48ZM48 170L46 171L47 173H50L51 172V177L53 178V176H52V171H50V172H48ZM140 170V169H139ZM156 170V171H155ZM181 171H182V169H181ZM208 171V170H207ZM54 172V171H53ZM141 172V171H140ZM216 172V171H215ZM45 175H44V174ZM144 173V172H143ZM145 173V174H146ZM161 173V174H162ZM177 173H179V174H177ZM183 173V172H182ZM264 173V172H263ZM155 174H152V175H148V176H153V175H155ZM160 174V173H159ZM209 174V173H208ZM261 174V173H260ZM173 175H174V177H173ZM181 175V176H180ZM184 175V174H183ZM50 176V175H49ZM145 176V175H144ZM147 176V175H146ZM168 176V177H167ZM211 176V175H210ZM216 176V175H215ZM260 176V175H259ZM263 176V175H262ZM47 177H48V175H47ZM51 177H48L49 179L51 178ZM256 177V176H255ZM48 178H46L47 180H48ZM160 178V177H159ZM213 178V177H212ZM257 178V177H256ZM256 178H254V179H252L251 181H253V180H255ZM262 178V177H261ZM264 178V177H263ZM157 179V178H156ZM259 179V178H258ZM258 179H256V180H258ZM218 180V179H217ZM216 180V181H217ZM156 181V180H155ZM158 181H159V179H158ZM174 181V182H173ZM45 182H46V180H45ZM48 182H49V180H48ZM163 182V181H162ZM256 182V181H255ZM155 183V182H154ZM153 183V184H154ZM163 183H167V182H163ZM168 183V184H169ZM249 183H251V182H249ZM254 183V182H253ZM259 183V181H257V184ZM262 183H264V181L262 182ZM261 183V184H262ZM47 184V183H46ZM45 184V185H46ZM157 183H155L154 185H156ZM257 184H255L254 186H256ZM48 185V184H47ZM153 185V186H154ZM160 188H157V191H159V189L160 190H162L161 188H163V189H168V187H166V186H168V185H162V184H157ZM154 186V187H158V186ZM247 185H249L248 183H247ZM253 185V184H252ZM162 186H165L166 188H164V187H162ZM170 187V186H169ZM251 187V185L249 186V188ZM253 187V186H252ZM171 188V187H170ZM249 188H247V190L249 189ZM45 190H46V187L44 188ZM165 190H163V191H165ZM246 190V192H245V195H246V193L247 192H249V191H247ZM194 191H196V189L195 190H193V192ZM199 191H200V189H199ZM253 191V192H252ZM189 192V191H188ZM198 192V191H197ZM251 192V193H250ZM250 192H249V194L250 195H252L251 197H253V199L251 198V199H249V201H247V203L248 202H251V203H249V205L248 204H243L244 206H247V208H245L244 207V210L242 211V213H239V212H241V211H239L238 212V210H237V212L239 213V217L238 218H236V219H234L235 217H236V215L233 217V219L234 220H232L231 221V223H229L228 225V230H227V235H226V238H225V240L224 241H219V239L218 240H215V238H214V240H213V242L211 243V245L212 246H210V247H208L209 245H204L205 243H202V242H200V238H199V240H198V242H200V246H199V248H197V249H195V251H197V252H195L194 251V249L193 248H195V247H193V246H195V245H193L192 246V244L191 243H194V241H193V239H192V241H191V239H188V237L190 236V234L188 235L186 232H187V230L185 231L183 228H185L184 226V224H185V222L184 221H182L181 223H180V225H181V227L183 226V228H182V230H184L183 231V236L184 237H182V238H184L185 239V243H186V241L188 242V243H186V245L188 244V245H191V246H188L187 245V247H190V248H192L191 249V251L193 250L195 253H192L191 251H190V253H192L193 255H191V256H193V258H191V262H192V259H193V261H194V264H251V262H255V264L257 263V264H264V185H261L260 187H259V185L257 186V187H253L252 188V190H251V188H250ZM158 193V192H157ZM185 193V194H184ZM48 194V193H47ZM164 194V193H163ZM184 194V195H183ZM244 194V193H243ZM193 196V195H192ZM244 196V195H243ZM48 197V196H47ZM248 197V196H247ZM247 197H246V199H247ZM245 198V197H244ZM172 200V199H171ZM187 200V199H186ZM47 201V200H46ZM190 201V200H189ZM195 201V200H194ZM245 201V200H244ZM39 202V203H38ZM48 202H49V200H48ZM174 203V202H173ZM177 203V202H176ZM49 204V203H48ZM184 204V205H183ZM45 205H47V202L45 203ZM242 205V206H243ZM47 206H49V205H47ZM47 206H45L46 207V209H47ZM52 206V205H51ZM241 206V207H242ZM173 207V206H172ZM171 207V208H172ZM240 207V206H239ZM56 208V207H55ZM168 208V207H167ZM41 209V210H40ZM45 209V210H46ZM51 209V208H50ZM179 209V208H178ZM179 209V210H180ZM239 209V208H238ZM242 209H243V207H242ZM46 211H48V209L46 210ZM53 211V210H52ZM55 211V210H54ZM53 211V212H54ZM174 211V210H173ZM172 211V212H173ZM177 211V210H176ZM181 211H180V213H181ZM195 211V210H194ZM235 211V210H234ZM235 213H236V211H235ZM234 213V214H235ZM171 214V213H170ZM177 213H175V215H176ZM186 214V213H185ZM237 214V213H236ZM48 215V216H47ZM52 215V214H51ZM172 215H173V213H172ZM187 215V214H186ZM232 215V214H231ZM230 215V216H231ZM53 216V218H55L54 216L55 215H52ZM52 216H51V218L50 219H52ZM181 216V215H180ZM179 216V217H180ZM196 217H198V215H195ZM238 216V215H237ZM60 218V217H59ZM169 218H170V216H169ZM183 218H185V217H183ZM188 218V217H187ZM199 218V217H198ZM198 218H196V219H198ZM231 218V217H230ZM56 219V218H55ZM168 219V218H167ZM181 219V218H180ZM179 219V220H180ZM178 220V221H179ZM50 221V220H49ZM170 221V220H169ZM230 221V220H229ZM52 222V221H51ZM58 222V221H57ZM42 223V224H41ZM184 223V224H183ZM50 224V223H49ZM54 224V223H53ZM60 224V223H59ZM57 225V224H56ZM201 225H203V223L201 224ZM205 225V224H204ZM191 226H193V225H191ZM58 227V226H57ZM201 227V226H200ZM43 228V227H42ZM47 228V227H46ZM49 228V227H48ZM191 228V227H190ZM202 228H206V227H201V229ZM45 229V228H44ZM170 229V228H169ZM186 229H187V227H186ZM189 229V228H188ZM50 230V229H49ZM180 230H181V228H180ZM204 229H202V231H203ZM212 230V229H211ZM226 230V229H225ZM45 231V230H44ZM205 231H206V235H205V232H203V236H205V238H209L210 236H208V235H210V234H208L207 235V233L209 232H207V230L205 229ZM52 232V231H51ZM50 232V233H51ZM188 232H189V230H188ZM200 232V231H199ZM44 232H42V234H43ZM50 233H49V236H52V235H50ZM54 233V232H53ZM193 233V232H192ZM191 233V234H192ZM214 233V232H213ZM221 233V232H220ZM55 234V233H54ZM201 234V233H200ZM200 234H198V235H200ZM47 234H45L44 236H46ZM56 235V234H55ZM197 235V236H198ZM48 235L46 236V237H49ZM181 236V235H180ZM188 236V237H187ZM196 236V235H195ZM217 236V235H216ZM53 237V236H52ZM55 237V236H54ZM53 237V238H54ZM202 237V236H201ZM213 237H214V235H213ZM213 237L211 236V238L213 239ZM182 238H181V240H182ZM196 238V237H195ZM198 238V237H197ZM204 237H202L201 238V241H202V239H203ZM220 238V237H219ZM48 239H50V238H48ZM82 239H84V238H82ZM81 239V240H82ZM86 239V238H85ZM85 239L83 240V241H85ZM210 239V238H209ZM224 239V238H223ZM189 240H190V242H189ZM83 241H81V243L83 242ZM197 241V240H196ZM68 242V241H67ZM87 242H89V241H86V243ZM91 242V241H90ZM211 242V241H210ZM47 243V242H46ZM83 244V243H82ZM90 244V243H89ZM92 244V243H91ZM94 244V243H93ZM210 244V243H209ZM85 245V244H84ZM84 245H82V246H84ZM87 245V244H86ZM198 245V244H197ZM48 246V245H47ZM75 246V245H74ZM87 246H89V245H87ZM92 246V245H91ZM94 246V245H93ZM41 247H43V246H41ZM76 247H78V246H76ZM80 247H81V245H80ZM86 247V246H85ZM95 247V246H94ZM53 248V247H52ZM83 248V247H82ZM82 248H80V249H82ZM92 248V247H91ZM96 248H97V246H96ZM190 248H189V250H190ZM85 249V248H84ZM90 249H89V247H88V251H89ZM92 250H94V248L92 249ZM92 250H91V255L92 254H95V252L93 253L92 252ZM96 250V249H95ZM187 250H188V248H187ZM97 252V251H96ZM188 252V251H187ZM46 253V252H45ZM47 254V253H46ZM89 254V253H88ZM99 254V252L97 253V255ZM49 255V254H48ZM96 255V256H97ZM100 255V254H99ZM98 255V256H99ZM186 255V254H185ZM184 255V256H185ZM95 255H94V259H93V255H92V259H93V264H104V261L102 260V258L99 256H97L96 257ZM102 256V255H101ZM142 256V255H141ZM140 256V257H141ZM52 258V257H51ZM85 258V257H84ZM137 258V257H136ZM139 258V257H138ZM152 258V257H151ZM160 258V257H159ZM158 259V258H157ZM156 259V260H157ZM50 260V261H49ZM55 260V259H54ZM129 260H131V259H129ZM134 261H136L135 259H133ZM144 260H145V258H144ZM153 260V259H152ZM190 260V259H189ZM49 261V262H48ZM133 261V262H134ZM151 261V260H150ZM160 261V260H159ZM165 261V260H164ZM183 261H185L187 264H188V260L186 261V259H184ZM190 262V261H189ZM90 263H92L91 261H90ZM89 263V264H90ZM126 263H127V261H126ZM136 263V262H135ZM135 263H132V261H131V263L130 264H135ZM160 263V262H159ZM179 263V262H178ZM177 263V264H178ZM182 263V262H181ZM180 263V264H181ZM186 263H184L183 262V264H186ZM193 263V262H192ZM51 264V263H50ZM53 264V263H52ZM138 264V263H137ZM153 264V263H152Z\"/></svg>","mask_w":264,"mask_h":264}]
</instances>
